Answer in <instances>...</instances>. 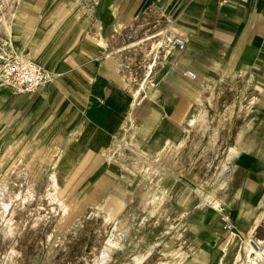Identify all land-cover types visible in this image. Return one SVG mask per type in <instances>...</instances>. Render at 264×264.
Wrapping results in <instances>:
<instances>
[{
    "label": "crops",
    "instance_id": "obj_1",
    "mask_svg": "<svg viewBox=\"0 0 264 264\" xmlns=\"http://www.w3.org/2000/svg\"><path fill=\"white\" fill-rule=\"evenodd\" d=\"M18 7L15 44L54 79L30 95L0 85V168L40 170L62 188L110 194L105 210L113 216L128 215L136 200L152 209L147 214L179 219L174 264L248 261V246L264 239V0H24ZM160 36L145 73L142 48L128 44ZM176 37L184 49L167 43ZM221 97L255 107L247 116L235 117L237 107L217 114ZM203 114L210 137L224 129L221 120L230 122V164L213 187L218 207L165 156L181 142L179 152L193 146L190 123Z\"/></svg>",
    "mask_w": 264,
    "mask_h": 264
},
{
    "label": "rangeland",
    "instance_id": "obj_2",
    "mask_svg": "<svg viewBox=\"0 0 264 264\" xmlns=\"http://www.w3.org/2000/svg\"><path fill=\"white\" fill-rule=\"evenodd\" d=\"M9 1L12 3L16 0ZM35 1L37 0H32V2ZM13 5L20 8L18 3ZM35 5L38 7L39 3ZM38 10L43 11L44 9L38 8ZM52 13L49 10L48 16L45 15L43 19L47 20ZM19 17L20 13L16 17L17 22H20ZM26 20L37 22L38 18H26ZM148 27L150 29L152 25L149 24ZM18 29L15 32L14 41L17 40ZM39 29L40 25H38V31ZM162 37L160 36L158 41L150 39L145 42L141 40L128 44H139L138 48H142L146 59L144 62L145 73L151 64L150 61L147 62L152 56L151 49L162 42ZM1 52H3L2 39H0ZM17 55L25 56V53L19 51ZM0 61H2L0 76L3 78V64L6 59L0 57ZM126 63L124 60L123 64ZM130 74L129 76H132L133 79L134 75ZM2 82L1 79V84H4ZM226 92L230 97L233 91L226 90ZM235 97L234 94L232 99ZM232 99L221 97L216 104L215 112L226 114L231 108L236 109L237 107L235 117L242 113L247 116L246 113L251 112L255 107L254 104L235 105L234 102L232 103ZM235 123L236 120L232 125ZM224 125H221L223 127L219 126L224 129L218 131L217 140L214 143H211V137L208 135L213 131L206 132L193 128L197 129L192 135L193 146L187 145L185 151L179 152L184 148V141L178 147L172 148L169 155L165 154V156H169V162H173L175 155L180 156L178 161L182 166V172L179 173L195 182L197 191L200 189L199 182L203 184L208 181L212 182L208 190H204L203 195L208 193L211 190L210 187H214L218 182V176L222 170L220 165L227 156L226 147L231 143V136L226 135L230 122L227 121ZM223 131L224 133H222ZM40 172V170L27 168H0V264H97L111 236L113 234L117 236L121 232L119 230L126 224H129L130 229L126 230L128 235L124 239L123 250L116 253L111 264H133L134 254L145 248L150 242L161 238L169 226L171 227L169 233L163 237L166 242L174 235H177L178 239L182 237V231L175 232L176 226L180 229L182 224L179 219L170 218L167 215L147 214L152 209L148 208L146 202L143 206V203L136 200L129 201L131 207L125 209H130L128 215L120 216L121 212L115 213L117 216L112 215L111 220L106 221L99 213L102 209L107 210L106 207L112 198L110 194L98 195L92 192L88 193V188L75 190L74 187L62 188L59 185L55 190L49 180L40 176ZM49 193H55L58 200L52 201ZM61 203L68 205L69 213L66 216L63 215ZM157 207L162 208L159 205ZM163 209L166 214V206ZM140 239H144V242L140 243ZM170 240V243L174 242ZM173 244L170 245V250L166 253L162 251L163 244L159 245L142 264H174L179 255V249L175 250L179 242L176 241V246L172 249ZM254 257L255 255L252 253V257L247 259L248 262L245 260L239 264H250V259L252 260Z\"/></svg>",
    "mask_w": 264,
    "mask_h": 264
},
{
    "label": "bare ground",
    "instance_id": "obj_3",
    "mask_svg": "<svg viewBox=\"0 0 264 264\" xmlns=\"http://www.w3.org/2000/svg\"><path fill=\"white\" fill-rule=\"evenodd\" d=\"M17 1V2H16ZM14 2L11 3V1L9 0H0V39H2V49L3 52L0 53V57L3 59L8 60L11 55H17L19 53V49L16 47L15 41H14V35L15 32L17 31V29L19 28V22L16 21V17L18 15L19 10L18 8H15V6L13 5L14 3H18L20 4H24V0H16ZM159 45H157L158 47ZM155 47V49L157 48ZM21 52V51H20ZM2 61H0L1 64ZM149 74V73H147ZM1 79L3 80V78L0 76V85H1ZM3 83V82H2ZM5 84V83H4ZM143 88V87H142ZM212 100V99H211ZM203 112V111H202ZM233 112V111H232ZM207 115V114H206ZM200 116V115H199ZM198 118V117H197ZM212 121L209 120V118L207 116H205V114H203L200 117V120L198 121H193L191 122V127L190 129L193 128H197L200 130H205L207 131L208 128L211 126ZM224 126V121L221 120L220 125ZM219 128V127H217ZM217 132L218 129L215 130V132L213 133V135L210 138L211 143L216 142L217 140ZM232 155H237L236 151H231ZM230 152V153H231ZM178 157H180L179 155H175L173 162H169L170 167L173 168L177 173L182 172V166L180 165L179 161H178ZM230 158L231 156H227L222 164L220 165L222 170L221 173L223 172V170L229 166L230 164ZM180 159V158H179ZM219 169V168H218ZM220 173V175H221ZM220 175L218 177H220ZM193 178V177H192ZM196 178V177H195ZM197 179V178H196ZM51 185L53 186V188H58L59 186L57 185L55 179H51L50 180ZM212 184V182L208 181L205 184L199 182V186L200 189L197 191L199 192L200 196L204 199V201L207 203H211L216 205L217 207L219 206V202L216 200V197L213 193L212 188L210 187L211 190H209L208 193H206L205 195H203L204 190H208V187ZM59 190V189H58ZM50 196V199H52V201H56L58 199H56V194L55 193H49L48 194ZM16 197V196H15ZM62 204V203H61ZM8 206V204L6 205V207ZM62 211H63V215L66 216L69 213V208L67 204H62ZM101 208V207H100ZM101 215H103V217L105 218L106 221L111 220L112 215L109 212H106L104 209L100 210ZM170 226L167 228V231L162 234L161 238H158V240H155L153 242H150L145 248H142L140 250H138L133 257V264H142L146 258L148 256H150L152 254V252L154 251V249H156L159 245L163 246L162 251L163 252H167L169 251V247L171 244L175 243L178 240V236L174 235L172 236L169 240L170 241H174L173 243H170L169 240L166 242V240L163 238L164 236L167 235V233H169L170 231ZM127 229H130L129 224H126L124 226V228L120 229L119 231H121L120 233H118V231H115V233H118L117 236H115L114 234L111 236V238L108 241V244L106 246V248L102 251L101 254V258L99 260V262L97 264H111L113 259L115 258L116 253H118L120 250H123L124 247V239L126 237V235H128V232H126ZM144 242V239H140V243ZM248 254H249V258L252 257V253H254L255 257L252 258V260L250 259V264H263L262 262V255L261 252L259 251V249L255 248L254 246L249 245L248 248ZM247 257V256H246ZM248 262V261H247ZM130 264V263H129Z\"/></svg>",
    "mask_w": 264,
    "mask_h": 264
},
{
    "label": "built area",
    "instance_id": "obj_4",
    "mask_svg": "<svg viewBox=\"0 0 264 264\" xmlns=\"http://www.w3.org/2000/svg\"><path fill=\"white\" fill-rule=\"evenodd\" d=\"M167 41V43L178 45L180 49L185 48L186 42L182 38L176 37L168 39ZM3 65V82L12 87L18 94H34L54 79V76L42 66L29 58L19 55L11 56ZM185 74L192 79L197 77L191 71H187ZM257 249L261 252L262 262L264 263V239Z\"/></svg>",
    "mask_w": 264,
    "mask_h": 264
}]
</instances>
